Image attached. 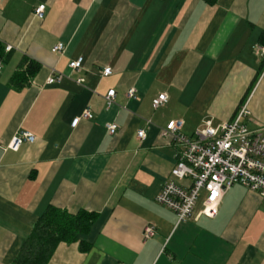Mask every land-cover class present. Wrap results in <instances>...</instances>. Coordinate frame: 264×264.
<instances>
[{
	"label": "crops",
	"instance_id": "crops-1",
	"mask_svg": "<svg viewBox=\"0 0 264 264\" xmlns=\"http://www.w3.org/2000/svg\"><path fill=\"white\" fill-rule=\"evenodd\" d=\"M0 45V137L36 136L17 151L0 147V264L14 262L50 207L96 216L81 235L88 248L61 242L49 264H264L257 191L232 186L215 218L200 214L203 194L181 222L156 200L177 161L161 135L169 121L183 120L192 137L247 103L244 124L264 134V0H0ZM53 68L65 77L48 84ZM160 93L167 101L155 108ZM86 109L92 118L73 127ZM148 225L156 232L145 240Z\"/></svg>",
	"mask_w": 264,
	"mask_h": 264
},
{
	"label": "built area",
	"instance_id": "built-area-1",
	"mask_svg": "<svg viewBox=\"0 0 264 264\" xmlns=\"http://www.w3.org/2000/svg\"><path fill=\"white\" fill-rule=\"evenodd\" d=\"M45 4H39L34 14L42 19L45 14ZM64 44L54 46L56 52L64 50ZM12 49L11 45L6 50ZM264 53V46L260 48ZM83 58L69 62L72 70L82 67ZM112 72L110 67H105L102 74L107 76ZM65 77L64 73L52 69L47 78L48 84L60 82ZM77 81L83 84L84 79ZM128 95L135 97L133 89ZM115 90H110L105 99L111 104L114 100ZM167 101V95L160 93L153 99V106L159 108ZM247 103L242 104L235 116L230 121H224L213 125L207 121L202 128L195 130L194 136L190 137L182 132L183 120H171L161 128V135L168 138L177 148V161L171 170L174 179L165 181L158 193V203L174 211L178 221H186L194 215L195 207L202 199L201 215L207 218H215L218 215L223 195L236 184L257 191L264 198V134L262 130H250L243 119L250 114ZM89 109L83 111L72 121L75 127L82 118H92ZM116 123L107 125L108 132L113 135L118 131ZM138 137L145 139L146 130L139 129ZM36 136L29 131L20 130L15 133L8 144L4 145L0 137V147L17 151L25 142L35 141ZM189 180L188 185H181L178 181ZM155 229L148 225L143 231V238L149 239L154 236Z\"/></svg>",
	"mask_w": 264,
	"mask_h": 264
},
{
	"label": "trees",
	"instance_id": "trees-1",
	"mask_svg": "<svg viewBox=\"0 0 264 264\" xmlns=\"http://www.w3.org/2000/svg\"><path fill=\"white\" fill-rule=\"evenodd\" d=\"M213 5L217 0H204ZM5 48L0 45V58ZM35 65L31 64L29 70ZM17 73L13 78L21 76ZM95 214L82 209L77 214L66 210L50 207L37 221L33 230L23 243L16 259L12 264H49V260L61 242H79L80 250L88 248V243L81 239V235L88 233L95 219Z\"/></svg>",
	"mask_w": 264,
	"mask_h": 264
}]
</instances>
